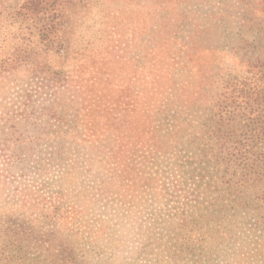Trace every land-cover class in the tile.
<instances>
[{
  "label": "trees",
  "instance_id": "obj_1",
  "mask_svg": "<svg viewBox=\"0 0 264 264\" xmlns=\"http://www.w3.org/2000/svg\"><path fill=\"white\" fill-rule=\"evenodd\" d=\"M80 1L0 13L26 26L14 60L34 85L0 118L1 165L28 168L0 175V264H264V0L151 1L122 121L152 117L94 140L73 68L52 58L71 53L61 17ZM45 227L55 239L37 240Z\"/></svg>",
  "mask_w": 264,
  "mask_h": 264
},
{
  "label": "rangeland",
  "instance_id": "obj_2",
  "mask_svg": "<svg viewBox=\"0 0 264 264\" xmlns=\"http://www.w3.org/2000/svg\"><path fill=\"white\" fill-rule=\"evenodd\" d=\"M3 1L7 6L1 7L0 13L10 14L20 0ZM151 1L82 0L66 9L61 17L59 39L71 53L53 54L52 58L59 67L73 68V83L81 96L80 116L89 140L119 137L123 130L126 133L131 124L142 121L145 116L152 117V113L144 114L147 106L143 110L137 107V113L133 116L136 121L130 124L122 121L127 118L124 111L125 88L134 85L140 72L142 40L153 35L155 10L150 9ZM27 39L25 25L0 19V118L14 116L16 108L22 105L26 94L34 86L26 81L25 60L20 64L14 60L17 49L21 50L22 58H25L28 52ZM3 70L6 74L11 73V77H4L6 74ZM31 93L34 94L33 91ZM131 102L135 103L133 99ZM44 148L48 149L47 146ZM63 163H55L52 175L44 180L46 183L52 181ZM25 166L15 163L8 168L0 163V175H7L6 169H10L11 175L17 177L20 167L28 169ZM27 173L22 180L39 181L36 175ZM5 207H11L5 209L6 215H11L14 205L9 202ZM40 231L37 240H53L56 237L55 231L47 227Z\"/></svg>",
  "mask_w": 264,
  "mask_h": 264
}]
</instances>
